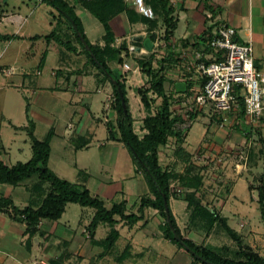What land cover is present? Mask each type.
Instances as JSON below:
<instances>
[{"label":"crops","instance_id":"crops-1","mask_svg":"<svg viewBox=\"0 0 264 264\" xmlns=\"http://www.w3.org/2000/svg\"><path fill=\"white\" fill-rule=\"evenodd\" d=\"M67 1L80 20L88 42L105 47L102 23L81 0ZM144 1L154 10V19L143 17L124 0H98L113 34L110 47L119 51L118 56L107 58V65L125 85L134 130L137 124H142L141 132L146 133L143 120L155 112V108L150 113L144 108L137 93L139 88L149 86V77L142 72L138 61L150 58L152 67L157 68L164 60V93L170 98L171 112H182L180 95L197 92L204 86L205 79L197 73L193 55L195 51L205 50L216 23L233 27L239 43L252 44L255 67L264 72V0H184L173 8L177 26L168 39L160 5L155 0ZM52 32L61 41L71 43L77 52L66 50L54 39L46 40L45 36ZM6 36L12 38L4 39ZM156 37L164 45L160 59L154 53ZM124 64H129V71L123 69ZM0 67L15 69L11 76L0 74L3 164L13 167L32 158V141L27 132L32 125L35 139L48 138L47 169L51 173L87 189L107 209L122 203L126 214H141L140 200L151 195V191L144 173L120 141V135L114 133L113 138L109 135L108 124L116 126L117 121L113 89L82 52L64 18L41 0H0ZM199 114L194 123H201L199 138L190 140L192 126L182 143H178L185 159L175 152L184 168L190 167L199 156L210 160L219 153L224 156L219 144L232 145L234 139L240 143V132L229 135L227 130L216 127L205 111ZM138 118L142 121H136ZM258 129L255 131L260 132ZM229 136L233 137L232 142ZM163 150L161 146V166ZM219 167L213 168L214 175L222 172L223 167ZM235 186L224 201L213 202V209L226 219L243 246L264 258V242L252 234L255 221L246 210V206L257 201V191L251 189L250 198L242 199L234 194ZM48 192L49 185L40 184L37 176L17 185L0 184V197L10 199L18 209H38ZM169 207L177 226L184 211L190 216L185 199H170ZM94 213L92 208L67 203L58 220H41L29 229L26 222L15 219L11 208L0 212V264H31L39 260L49 264H177V249L163 238L162 232H155L162 229L164 221L157 210L144 209L142 220L131 229L119 222L114 227L119 237L106 251L100 243L110 227L101 224L91 234L89 225ZM189 224L194 226L190 220Z\"/></svg>","mask_w":264,"mask_h":264},{"label":"trees","instance_id":"trees-1","mask_svg":"<svg viewBox=\"0 0 264 264\" xmlns=\"http://www.w3.org/2000/svg\"><path fill=\"white\" fill-rule=\"evenodd\" d=\"M41 1L52 7L61 17L64 18L69 30L72 32L75 40L81 47L82 52L87 56L90 63L97 68L104 81L110 83L115 97L114 108L117 113V121L116 126L108 124L109 135L111 138L114 137V133L120 135V141L129 150L137 168L144 173L146 180L149 183L151 195L143 196L141 198L139 207L141 214L138 215L133 213L126 214L125 206L122 203L115 204L110 209H107L103 202L100 199L91 196L87 189L77 187L66 180H62L47 169V161L49 158L48 138L43 141L35 139L32 130L33 126L31 125L27 132L32 141V158L26 163H19L13 167L5 166L0 160V184L17 185L33 176H37L40 184L49 185V192L43 199L40 207L36 210L30 207L18 209L13 205L10 199L0 197V212L11 208L15 219L26 222L29 229H32L38 225L41 220H58L64 211L65 204L67 203L92 208L95 210V213L89 225V232L93 234L101 224L110 227L107 236L103 239L102 243H100L106 251L115 244L119 237L118 231L114 228L119 222H123L126 226L132 227L142 220V212L144 209L151 208L157 210L164 220V226L162 227L164 238L178 248L185 250L200 264H205L201 260L212 264H264L263 257L258 253L251 251L250 248L242 245L238 235L227 226L226 219L222 218L214 209L210 210L201 200H199L200 198L198 199L196 197L195 194H190L184 198L190 210V223L194 225V227L196 226L199 229L204 230L206 233H209L217 223L222 224L231 238L241 247H238V250L234 252L232 257H230L227 255V249L220 251L215 248L196 245L193 241L183 238L176 225L169 207L171 182L180 179L185 187L190 188L194 187L195 184H192L190 174L187 173L183 176H177L172 170L164 169L159 162V148L165 146L170 137H175L176 142L182 143L188 132V130L186 132L174 131V122L176 119L171 118L170 98L165 95L163 87L165 82V70L162 63H164V60L158 64L157 68L152 67L150 58L138 61V65L142 72L149 77V86L145 89L139 88L137 90L144 108L150 113L153 102L149 96L150 93L155 95L157 99H160L159 106L155 108L154 114L147 115L143 120V128L146 133L143 137H139L134 132L133 120L128 109L125 85L121 79H118L113 74L107 65V58L110 56L113 57L114 55L118 56L119 51L110 47V44L114 42V39L108 25V18L104 15L102 10L103 6L98 5V0H81L82 4L102 23L104 27L105 35L103 39L106 46L100 48L93 46L88 42L84 35L81 22L67 0ZM155 3L160 5L165 27V38L168 39L173 35L177 26V18L173 15L174 9L171 6H168L169 3L167 0H155ZM152 23L153 21L150 22V24ZM77 33L81 34V38L85 41L89 50L84 47ZM3 38L9 39L12 37L6 36ZM45 39H54L59 44L63 45L66 50L77 52V49L72 46L71 43L61 41L54 32L45 36ZM118 62L121 63V59H118ZM111 79L115 80L117 85H113ZM118 88L123 95L126 113L123 111ZM244 130H249L251 135L257 133L248 126H245ZM257 134L259 136V141L264 144V138L260 132ZM176 152L179 154V157L184 158L185 153L180 147H178ZM199 177L201 176L199 175ZM198 180L200 182V179H197V181ZM254 189L257 191L259 197L258 203L260 216L264 221V188L257 187ZM165 206L168 208V218L175 234L179 236L182 243L190 249V252H192L193 255L174 239V233L167 221ZM198 258H201V260Z\"/></svg>","mask_w":264,"mask_h":264},{"label":"built area","instance_id":"built-area-1","mask_svg":"<svg viewBox=\"0 0 264 264\" xmlns=\"http://www.w3.org/2000/svg\"><path fill=\"white\" fill-rule=\"evenodd\" d=\"M131 3L136 11L147 19H154L152 8L144 0H124ZM184 0H169L170 6L176 8ZM164 49L161 38L156 37L154 53L160 59ZM197 73L204 77L202 89L180 95L184 111L171 112L174 131L186 132L196 122L200 112L205 111L215 120L219 129L227 126L242 130L240 135L245 145H251L252 136L245 126L253 130L264 123V72L254 64V50L251 43H239L236 30L225 23L214 24L204 51H195L193 55ZM125 71L130 70L124 64ZM15 73L12 67H0V74L8 77ZM110 105H107V108ZM176 117V118H175ZM225 156L218 160L211 159L215 166L224 163ZM238 167V166H237ZM182 191H178V193ZM31 264H49L45 260Z\"/></svg>","mask_w":264,"mask_h":264},{"label":"rangeland","instance_id":"rangeland-1","mask_svg":"<svg viewBox=\"0 0 264 264\" xmlns=\"http://www.w3.org/2000/svg\"><path fill=\"white\" fill-rule=\"evenodd\" d=\"M149 96L153 100L151 107V110H153L154 108L159 106L160 99H157L156 97H154V95L153 96L149 95ZM142 116H145V114ZM207 116L211 119V121L215 123V120L212 119L209 114ZM136 121L140 122L142 121V119L138 118ZM141 126L142 124H137L134 130V132L140 137L145 134V132L144 133L141 132L142 130ZM192 126L193 128L191 131L190 140H192L193 138L197 140L201 134L200 131L201 123L197 122ZM234 126L236 125L227 126L224 129L227 130L229 135H234V134L236 135V133L239 132L241 133L242 130L235 129ZM231 127H233V129H231ZM258 128L260 134L264 135V123H261V125ZM257 133H255L252 136L250 147H248L249 146L248 144L245 145L243 143V139L241 136H240V143L237 142L238 140L236 141L235 139L232 142L231 139H233V137L229 136L230 137L229 140H231L232 145L230 144H227L226 146L224 144L218 145L220 147L221 153L224 154V156L228 155L226 159L223 160L224 163L219 165L223 167V169L222 172H220L218 175L216 174L214 175L216 171L214 172L212 170L214 167H216V169H219L220 167L217 165L215 166L214 162L211 161L210 159L201 158V156L199 155L198 156L200 158H197L196 161L194 160V162L192 163L193 165L191 164L190 167L188 166L184 168L182 161L177 158V155L175 153L179 147L178 142L174 140H168L162 152L163 154V156L161 157L162 167L164 169L171 168L172 171L177 176L178 175L183 176L186 175L187 173L190 174V177L192 178V184L193 185L195 184L194 187L190 188V187H185L181 183L180 179L173 180L170 185V199L183 200L188 195L195 194L198 199L200 198L199 200H201L202 203L206 204V206L208 205L212 206L209 207V209L212 208L211 210H213L214 208L213 202L218 203L219 200L224 201L227 195H229L231 191H233V188L236 184L237 185L235 186L234 194L238 198H242V199L250 198L251 189L257 187L264 188V144H262L259 141V136ZM210 158L218 160L219 158H221V154L219 153L218 156L210 157ZM199 175L201 177H199ZM197 179H200V182L199 180L197 181ZM189 189L192 190L190 191ZM178 191H183V192L178 193ZM252 195H254V193ZM254 196H256V193ZM258 198L259 197L257 194V201H256L257 204L256 202H253L251 206H246V210L249 211L252 220L255 221V224L253 225L252 234L257 236L258 239L264 242V221L261 219L260 216ZM214 210L217 211L216 209ZM184 213L182 214V219H180L179 222L180 227L177 226L183 238L193 241L196 245L211 247L218 249L220 251L227 249L226 251H229L227 252V255L230 257H232L234 252L238 250V247H241L237 242H235L231 238V236L227 233V231L225 230L222 224L217 223L209 233H206L204 230L199 229L196 226L192 227L189 224L188 216H186ZM188 215H190V211L188 212ZM143 226H145V224H143L142 227ZM163 226H164V222L162 227ZM128 228L131 229V227ZM158 231L162 232V229L155 230V232L157 233ZM162 236L164 238L163 232H162ZM167 241L170 242L169 240ZM170 244L172 243L170 242ZM172 246H174L177 249V252L179 253L178 257L175 260L177 264H183V263L200 264L196 262L191 257V255H189L185 250L178 248L174 244H172ZM259 249L261 250L262 248ZM52 264H56V262H52ZM69 264L72 263L70 262Z\"/></svg>","mask_w":264,"mask_h":264},{"label":"water","instance_id":"water-1","mask_svg":"<svg viewBox=\"0 0 264 264\" xmlns=\"http://www.w3.org/2000/svg\"><path fill=\"white\" fill-rule=\"evenodd\" d=\"M77 35L80 37V39H81L82 44L84 45V47H85L87 50H89L87 44H86L85 41L81 38V34H80V33H77ZM150 42H151V41H150ZM111 82H112L113 85H117V82H116L115 80L111 79ZM182 86H183V85H182ZM118 93H119V95H120V97H121V103H122L123 111H124V113H126V108H125V104H124V101H123V95H122L121 90H120L119 88H118ZM165 213H166V215H167V221H168V224H169V226H170L172 232L174 233V239H175L178 243H180V244H181V245H182V246H183L188 252H190V249L187 248V246H185V244L182 243V241H181V239L179 238V236H178L177 234H175L174 229H173L172 226H171V222H170V220H169V218H168L169 211H168L167 206H165ZM190 253L192 254V252H190ZM192 255H193V254H192ZM198 259L201 260V258H198ZM201 261H202L203 263H205V264H212V263H209V262H205L204 260H201Z\"/></svg>","mask_w":264,"mask_h":264}]
</instances>
